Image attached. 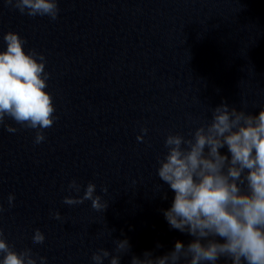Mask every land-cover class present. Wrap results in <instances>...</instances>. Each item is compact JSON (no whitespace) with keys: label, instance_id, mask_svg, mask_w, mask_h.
<instances>
[{"label":"clouds","instance_id":"1","mask_svg":"<svg viewBox=\"0 0 264 264\" xmlns=\"http://www.w3.org/2000/svg\"><path fill=\"white\" fill-rule=\"evenodd\" d=\"M6 4L29 17L47 16L56 20L58 0H5ZM6 50L0 51V125L8 132L18 129L5 124L8 117L27 129H36L34 142L45 140L44 129L56 117L53 98L45 89L49 73L46 59L35 49L25 52L26 40L9 31L3 35ZM146 127L141 133L147 134ZM143 140V135L137 137ZM167 150L158 158L157 175L170 186L174 199L163 215L172 229L191 236L185 246L177 241L163 256L145 251L133 255L131 264H217L222 258L231 264H264V108L258 115L237 110L222 102L212 109L211 120L201 123L188 136L169 132L164 140ZM226 149V152L221 150ZM96 184L89 182L83 196H66L68 206L91 201L97 212L109 206L96 194ZM69 190L79 193L81 186L73 180ZM107 187L101 192L107 193ZM163 199H167L164 193ZM15 197L9 194V206ZM3 206L0 205V212ZM60 220V212L52 213ZM45 235L35 229L33 244H43ZM113 255L97 248L91 255L93 264H120L121 254L130 250L128 239L113 241ZM162 245H157V248ZM0 264H37L32 249L14 250L0 229ZM46 264V257H39Z\"/></svg>","mask_w":264,"mask_h":264}]
</instances>
